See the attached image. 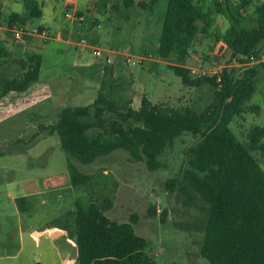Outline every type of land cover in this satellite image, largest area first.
I'll return each instance as SVG.
<instances>
[{
  "label": "trees",
  "instance_id": "1",
  "mask_svg": "<svg viewBox=\"0 0 264 264\" xmlns=\"http://www.w3.org/2000/svg\"><path fill=\"white\" fill-rule=\"evenodd\" d=\"M155 1L151 0L150 6ZM246 3L248 0H226L215 9L204 10L192 0H167L157 54L173 60L169 66L184 86L208 84L213 88L212 100L203 109L154 103L145 94L138 108L129 104L120 108L113 100L112 84L105 87L106 77L113 78L112 63H104V78L91 104L67 105L58 112L53 124L37 126L32 139L56 134L67 157L72 187L86 190L85 196L75 199L77 264H153V259L147 253L146 240L134 231L136 215L128 223L109 220L105 216L108 205L99 204L89 191L94 176L81 173L71 160L89 165L99 157L123 150L133 162H143L149 172H154L162 167L159 158L164 151L184 133L197 137V142L185 152L186 166L179 177L167 180L165 187L171 192L178 188L187 198L186 205L194 202L191 193L207 205L208 218L199 254L209 264H264V169L254 156L259 153L264 163V125L251 127L245 142L229 128L234 119L242 117L254 94L259 68H264V61L250 59L264 53V1L252 14L255 23L251 27L241 25L247 13L242 10ZM23 4L22 14L3 20L7 27L24 26L42 15L37 0H23ZM138 4L147 7V3ZM215 12L230 22L220 38L231 56L240 65L252 63L239 76L226 68L211 76H193L185 66L198 35L207 33L216 22ZM41 62L39 52L19 60L22 72L1 79L0 93L28 89L38 80ZM148 214L154 217L156 209L150 207ZM163 216L164 211L160 215L162 221Z\"/></svg>",
  "mask_w": 264,
  "mask_h": 264
},
{
  "label": "rangeland",
  "instance_id": "2",
  "mask_svg": "<svg viewBox=\"0 0 264 264\" xmlns=\"http://www.w3.org/2000/svg\"><path fill=\"white\" fill-rule=\"evenodd\" d=\"M225 1L192 0L193 3H200L204 10L215 9ZM263 1L248 0L244 4L242 10L247 13H244L242 26L254 25L252 14H255L256 7ZM139 2L147 3V7L142 8ZM150 2L151 0H132L130 3L125 0H79L77 5L83 21L73 23L65 16L66 12L72 11L73 0H51V5L49 0H45L41 6L42 15L32 18L24 25L28 31L32 28L49 31L45 39L34 37L45 40V43L37 48L42 55L41 70L38 80L31 86L45 89L59 80L65 84V81L72 78H82L86 88L78 92L80 97L69 104H91L99 91L96 85L101 83L102 78L97 72V66L100 71L105 62L97 59L89 48L75 44L80 37H84L95 46L113 51L108 53L114 63L113 78L106 77L105 87L112 84L110 91L118 107L122 108L124 104L121 103L128 99L129 94L134 97L135 108H138L140 99L145 94L154 103L166 102L170 105H190L195 110L203 109L212 100L213 88L208 84L196 88L184 86L181 78L169 66L173 60L158 56V37L167 0H156L152 6ZM15 5L16 12L23 13L21 4ZM214 18L216 22L207 33L202 34V43L193 45L191 57L185 62V66L202 65L206 70H216L217 73L226 68L234 76H239L252 63L240 65L236 62L220 38L230 22L217 12L214 13ZM94 22L97 24L94 25ZM3 23L7 28L6 44L3 47L8 48L13 44V36L11 27H7L4 21ZM68 31H72V34L66 39L65 32ZM58 32L60 39H56ZM114 52L128 54L135 64L128 66L124 56ZM194 53L201 56V60L193 57ZM139 58H143L142 63ZM80 59L92 65V68L86 71L74 68L73 61ZM19 72L20 65H12L0 46V81L16 76ZM70 83L74 85L76 81L71 80ZM254 83V94L246 103L242 117H237L229 124L230 130L241 142H245L246 133L251 127L264 125V68H259ZM38 113H45V110L32 109L24 113L11 109L0 110V254L14 250L18 243L19 227L7 192L16 193L19 181L25 179L32 169L41 175L67 171V157L60 148L57 135L36 137L33 140L32 135L37 128H23L27 123L31 125L29 118ZM19 134H22L21 140L16 142ZM197 139L188 133L177 137L172 147L167 148L159 158L162 167L154 172H149L143 162H133L123 150L99 157L89 165L71 160L81 173L94 176L89 191L99 204L108 205L105 216L109 220L128 223L130 217L136 215L134 231L146 240L147 253L153 259V264H209L199 254L208 218L207 205L194 193H191L194 202L186 205L187 198L179 193L178 188L171 192L165 187L167 180L179 177L180 170L186 166L185 152L196 144ZM262 142L264 144V139ZM254 156L264 169L262 156L259 153ZM84 190L78 188L77 197L85 196ZM84 202L85 199L82 200ZM150 207L156 209L154 217L148 214ZM163 211L162 221L160 215Z\"/></svg>",
  "mask_w": 264,
  "mask_h": 264
},
{
  "label": "crops",
  "instance_id": "3",
  "mask_svg": "<svg viewBox=\"0 0 264 264\" xmlns=\"http://www.w3.org/2000/svg\"><path fill=\"white\" fill-rule=\"evenodd\" d=\"M37 1L41 6L45 2V0ZM78 1L73 0L71 7L81 14L78 10ZM49 2L51 5V0ZM17 3L19 6L21 4L20 8L24 12L23 0H0V46L1 50L3 49L5 52V56L11 60L12 65L34 52H38L37 48L45 43V40L28 35L23 36L22 40L12 38L13 44L8 48L3 47L6 44L7 34L3 20L13 14H22L16 12L17 6L15 4ZM71 34L72 31L65 32V38L67 39ZM202 38V34L198 35L193 45H200L203 41ZM56 39H60L59 32L56 34ZM221 43L225 44L222 40ZM192 56L198 61L201 60V56H197L195 53ZM102 65L104 67L106 64L103 63ZM72 66L74 68L79 67L81 71L92 68V65L81 59L79 61L74 60ZM113 66L114 63L112 62V70ZM98 67L97 72L100 76L102 75V78L100 77L102 80L105 74L104 68L99 71ZM21 72L17 73L16 76ZM71 80H75L76 84L70 83ZM82 82V78H72L68 82L65 81L66 85L59 80L56 84L53 83L51 87L47 86L45 89L30 86L21 92L0 93V110L11 109L17 113H24L32 109L45 110V113H38L35 117H30L29 123L31 125L27 123L23 127L24 129L37 128L39 124H53L58 112L63 107L70 105L72 100L80 97L77 95L78 92H82L86 88ZM99 87L100 84L96 85L97 89ZM134 100V97L128 94V99L121 103L124 104L122 108L128 104L135 108ZM21 135L19 134L16 142L21 140ZM48 136L40 135L38 138ZM49 174L48 172L46 175H41L40 172L32 169L25 179L19 181L16 193L7 192L19 227V233L18 243L14 250L0 254V264H77L75 212L77 190L71 185L68 171Z\"/></svg>",
  "mask_w": 264,
  "mask_h": 264
},
{
  "label": "built area",
  "instance_id": "4",
  "mask_svg": "<svg viewBox=\"0 0 264 264\" xmlns=\"http://www.w3.org/2000/svg\"><path fill=\"white\" fill-rule=\"evenodd\" d=\"M65 16L66 18L70 19L73 23L74 22L81 23L83 21L82 14L78 13L73 8L71 12H66ZM10 31L12 33L14 40H22L25 34H28L32 37H40L42 39H45L48 37V32L44 28H32L30 29V31H28L24 28V26L12 25L10 28ZM75 44H78L81 47L89 48L97 59L103 60L106 64H110L113 62L111 56L108 54L113 51L104 49L100 46H95L92 43H90L89 39L87 38L80 37L79 41ZM118 54L124 56L125 63L128 66L135 64V62L131 60L128 54H124V53H118ZM250 59L252 62L264 61V53L261 54L259 58H255L254 56H251ZM142 60L143 58H139V62H142ZM188 68H189L190 74L193 76H211L213 74H217L216 71L211 72V71L206 70L205 68H203L202 65L190 66ZM219 80H220V76L218 75L217 81Z\"/></svg>",
  "mask_w": 264,
  "mask_h": 264
}]
</instances>
